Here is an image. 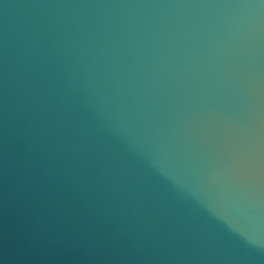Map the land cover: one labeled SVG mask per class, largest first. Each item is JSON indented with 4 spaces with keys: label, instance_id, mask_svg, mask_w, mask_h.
<instances>
[{
    "label": "water",
    "instance_id": "95a60500",
    "mask_svg": "<svg viewBox=\"0 0 264 264\" xmlns=\"http://www.w3.org/2000/svg\"><path fill=\"white\" fill-rule=\"evenodd\" d=\"M0 264H264V0H0Z\"/></svg>",
    "mask_w": 264,
    "mask_h": 264
}]
</instances>
